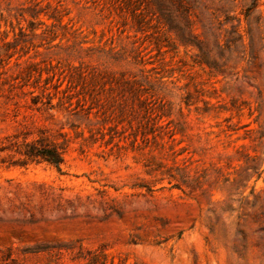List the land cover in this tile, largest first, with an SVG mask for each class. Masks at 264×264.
<instances>
[{
	"label": "rangeland",
	"instance_id": "rangeland-1",
	"mask_svg": "<svg viewBox=\"0 0 264 264\" xmlns=\"http://www.w3.org/2000/svg\"><path fill=\"white\" fill-rule=\"evenodd\" d=\"M148 1L0 0V264H264V0Z\"/></svg>",
	"mask_w": 264,
	"mask_h": 264
},
{
	"label": "trees",
	"instance_id": "trees-1",
	"mask_svg": "<svg viewBox=\"0 0 264 264\" xmlns=\"http://www.w3.org/2000/svg\"><path fill=\"white\" fill-rule=\"evenodd\" d=\"M255 3L257 5V0H254V5ZM148 4L150 9L154 10L155 14H159V20L163 19L165 20V22H167V24H169L171 29L175 28V30H177V32L181 34V38L184 39V36L187 31L188 34H190L191 36H195L193 32L194 24L193 21L190 19V14H188V10L186 9L183 0H149ZM179 11L185 12L183 16V20L185 21L184 26L178 25L176 23V20H178L177 13H179ZM133 14L135 15V13ZM33 18L36 17L33 15ZM9 25L11 27V30L4 32V38L2 39L1 45L2 52L0 54H3L7 59H11L14 56V52H16L17 48L21 46L22 43L26 42L24 40L28 36V31L34 33L35 30L34 22L32 21H30L28 25H23L22 22L17 19L16 24L11 21ZM53 27L54 26L46 25V28L42 32V36L53 32ZM10 32L13 33V39L11 41L8 40ZM1 34L2 33L0 32V35ZM183 42H185L184 44L187 45L190 41L185 40ZM80 74L83 75L82 73ZM49 86V83L46 82L43 87L42 94L46 93L52 99L51 94L47 93V91L50 90ZM61 86L62 85L54 86V89L56 90V93L54 95L57 97L58 95H60V93L67 92L61 91ZM19 145L22 148L20 154L25 156L26 159H28L29 161L43 160L56 165H60L63 162V157L56 149V147H49L48 145H44L43 142L40 140L28 142V138H24L22 141H19Z\"/></svg>",
	"mask_w": 264,
	"mask_h": 264
}]
</instances>
